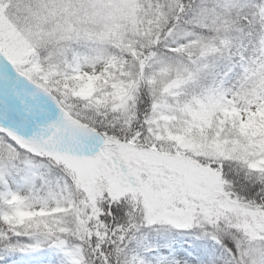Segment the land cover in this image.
<instances>
[{
    "label": "snow or ice",
    "instance_id": "snow-or-ice-1",
    "mask_svg": "<svg viewBox=\"0 0 264 264\" xmlns=\"http://www.w3.org/2000/svg\"><path fill=\"white\" fill-rule=\"evenodd\" d=\"M0 264H264V0H0Z\"/></svg>",
    "mask_w": 264,
    "mask_h": 264
}]
</instances>
